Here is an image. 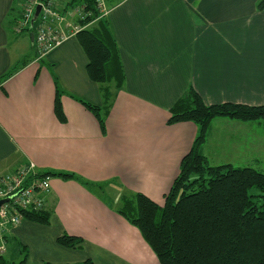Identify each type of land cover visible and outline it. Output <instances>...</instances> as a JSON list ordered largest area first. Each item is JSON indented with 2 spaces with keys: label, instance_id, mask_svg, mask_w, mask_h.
<instances>
[{
  "label": "crops",
  "instance_id": "0c3cea01",
  "mask_svg": "<svg viewBox=\"0 0 264 264\" xmlns=\"http://www.w3.org/2000/svg\"><path fill=\"white\" fill-rule=\"evenodd\" d=\"M24 1L0 0V76L19 67L0 82V173L30 162L39 172L73 171L103 183L114 204L103 200L97 186L89 190L78 180L51 176L44 195L49 223L24 218L10 227L6 253L18 257L16 248L23 245L29 264H76L86 258L96 264H160L139 229L115 209L126 191L164 204L197 134L192 121L167 123L171 105L189 87L206 104H264V9H257L258 0L106 1L105 17L126 77L103 133L93 113L70 96L103 103L76 34L19 64L28 32L15 26ZM66 2L55 0L66 20L76 23L78 13L69 15ZM55 80L64 91L65 122L54 111ZM201 150L210 165L264 172V127L214 118ZM64 233L83 243L59 245L57 237Z\"/></svg>",
  "mask_w": 264,
  "mask_h": 264
},
{
  "label": "trees",
  "instance_id": "16d2710c",
  "mask_svg": "<svg viewBox=\"0 0 264 264\" xmlns=\"http://www.w3.org/2000/svg\"><path fill=\"white\" fill-rule=\"evenodd\" d=\"M66 1L65 9L79 6L85 13L84 17L77 19L80 29L76 36L87 55V74L99 84L103 103L95 104L73 94L70 96L93 113L105 133L106 118L126 77L119 46L105 17L107 12H101L97 0ZM256 7L263 10L264 0H258ZM92 22L95 24L89 26ZM28 31L33 32L32 29ZM17 67L15 64L2 74L0 82L11 76ZM55 83L54 111L59 120L65 122L61 103L64 91L57 80ZM170 113L168 124L192 121L197 125V134L181 160L179 174L165 195L164 204L156 203L141 192L126 191L115 210L139 229L160 264H264V172L231 163L210 165L201 152L214 118L258 121L264 127V104L229 101L206 104L201 95L189 87L171 105ZM39 175L75 179L89 190L97 186L103 200L110 204L103 183L90 181L73 171L48 169ZM252 188L261 192L251 194ZM24 214L35 222L49 223L50 210L46 207L24 211ZM57 243L78 248L83 239L64 233L57 237ZM26 251L27 247L22 245V257L16 261L6 258L5 250L0 253V264H29ZM40 264L59 263L42 261ZM76 264L96 263L92 258H86Z\"/></svg>",
  "mask_w": 264,
  "mask_h": 264
},
{
  "label": "built area",
  "instance_id": "2783aa9c",
  "mask_svg": "<svg viewBox=\"0 0 264 264\" xmlns=\"http://www.w3.org/2000/svg\"><path fill=\"white\" fill-rule=\"evenodd\" d=\"M37 4L41 5V10L37 17L40 22L34 47L40 58L70 35L76 34L80 26L66 20L55 0H25L22 11L24 18L18 20L16 31L31 26ZM97 5L103 14L107 12L105 0H97ZM75 9L79 17L85 16L79 6ZM39 173L33 162L0 173V200L5 199L0 204V253L6 250L5 232L26 218L24 211H37L46 206L44 195L50 190L51 176H40Z\"/></svg>",
  "mask_w": 264,
  "mask_h": 264
},
{
  "label": "rangeland",
  "instance_id": "374dc122",
  "mask_svg": "<svg viewBox=\"0 0 264 264\" xmlns=\"http://www.w3.org/2000/svg\"><path fill=\"white\" fill-rule=\"evenodd\" d=\"M66 1V0H65ZM109 4H110V2H109ZM105 5H106V2H105ZM107 6V5H106ZM74 8H76V7H74ZM74 8H71V7H69L68 8V14L69 15H74L75 13H76V9H74ZM77 15V18H76V23H73V24H77V25H79L78 24V22H77V19H78V17H79V15L78 14H76ZM23 15L21 14V16H20V18L18 19V20H23ZM39 22H40V19H35V21H34V25H32V27L31 26H29V27H27L26 29H24L23 31L24 32H28V34L26 35V46H25V50H24V52H23V54H21L20 55V57H19V61L18 62H20V63H22V62H24V61H26V60H31V59H33L34 57H35V55H34V53H36V55H37V52H36V50H35V47H34V45L32 44L31 45V39H30V35H29V31H28V29H32L33 30V32H37V29H38V26H39ZM33 43H34V41H33ZM35 50V51H34ZM256 126V125H255ZM259 130L261 131L262 129L261 128H259ZM201 152H202V150H201ZM204 154V153H203ZM205 155V154H204ZM261 191L259 190V189H257V188H252L251 190H250V193L251 194H258V193H260ZM107 195V197H108V199H109V202L111 203V204H114V200L108 195V194H106ZM5 246H6V244H5ZM15 253H18V257L16 256V255H14V260H20V257H21V253H20V248H16V252ZM5 255V257L6 258H9L10 259V255H9V253L7 252L6 254H4Z\"/></svg>",
  "mask_w": 264,
  "mask_h": 264
},
{
  "label": "water",
  "instance_id": "95a60500",
  "mask_svg": "<svg viewBox=\"0 0 264 264\" xmlns=\"http://www.w3.org/2000/svg\"><path fill=\"white\" fill-rule=\"evenodd\" d=\"M40 10H41V5L40 4H37L36 5V8H35V11H34V14H33V17L31 19V25H33V22L38 17ZM30 38H31V40L33 42L34 41V33L33 32L30 33ZM4 201H5V199L0 200V204L2 202H4Z\"/></svg>",
  "mask_w": 264,
  "mask_h": 264
}]
</instances>
